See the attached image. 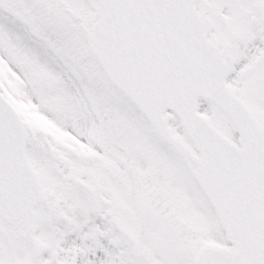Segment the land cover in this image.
I'll return each instance as SVG.
<instances>
[{"label": "snow or ice", "instance_id": "obj_1", "mask_svg": "<svg viewBox=\"0 0 264 264\" xmlns=\"http://www.w3.org/2000/svg\"><path fill=\"white\" fill-rule=\"evenodd\" d=\"M0 264H264V0H0Z\"/></svg>", "mask_w": 264, "mask_h": 264}]
</instances>
